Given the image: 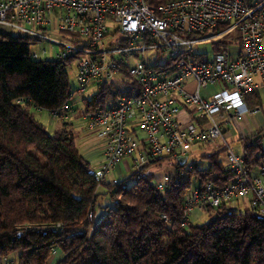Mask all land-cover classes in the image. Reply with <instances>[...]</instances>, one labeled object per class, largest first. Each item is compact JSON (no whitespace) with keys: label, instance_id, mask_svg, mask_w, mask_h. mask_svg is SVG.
I'll return each instance as SVG.
<instances>
[{"label":"built area","instance_id":"2783aa9c","mask_svg":"<svg viewBox=\"0 0 264 264\" xmlns=\"http://www.w3.org/2000/svg\"><path fill=\"white\" fill-rule=\"evenodd\" d=\"M0 26L35 44L59 47L54 61L76 60L75 91L83 92L89 82L124 87L111 108L83 115L86 129L102 144L105 160L95 171L99 184L126 159L136 170L165 157L186 158V166L193 145L223 139L221 119L230 125L233 118L262 112L261 106L249 107L247 97L264 87V0H168L158 7L149 0H0ZM234 31L239 48L230 45L209 58L194 52L198 44L214 45ZM50 34L66 39L55 41ZM148 52L160 56L159 62L150 63ZM30 56L40 60L34 51ZM69 110L64 106L61 112ZM224 144L230 179L223 186L207 182L189 191L183 227L192 210H229L232 202L245 199L264 218V165L253 175ZM170 177L157 189L164 191ZM61 229L60 224L50 227Z\"/></svg>","mask_w":264,"mask_h":264},{"label":"trees","instance_id":"16d2710c","mask_svg":"<svg viewBox=\"0 0 264 264\" xmlns=\"http://www.w3.org/2000/svg\"><path fill=\"white\" fill-rule=\"evenodd\" d=\"M167 1L149 0V5ZM35 43L0 32V264L12 253L18 254L16 264H49L55 250L56 264H264V218L250 208L243 213L209 209L207 223L181 225L191 189L228 183L218 153L206 158L204 169H186L176 161L164 191L147 169L172 157L138 169L129 186L125 181L99 184L75 146L72 126L62 123L49 134L31 112L59 113L74 93L66 73L71 62L32 59ZM239 44L237 36L224 38L212 51L226 53ZM125 92L114 83L98 85L92 99L84 101L83 115L111 108ZM247 105L261 106L257 92L248 95ZM239 141L248 171L264 165L259 137ZM102 185L112 205L95 222L90 204L95 206ZM57 224L61 231H51Z\"/></svg>","mask_w":264,"mask_h":264},{"label":"rangeland","instance_id":"374dc122","mask_svg":"<svg viewBox=\"0 0 264 264\" xmlns=\"http://www.w3.org/2000/svg\"><path fill=\"white\" fill-rule=\"evenodd\" d=\"M251 3L260 2L261 0H248ZM110 31L113 32L114 25H108ZM0 32L11 35V36H18L21 35L16 30H10L6 27L0 26ZM236 36V32H232L228 36H224V38H232ZM51 39L55 41H59L61 39H66V36L62 37L57 34H50ZM214 41H208L205 43H200L194 47V52L200 55H204L207 58L213 55L212 51V43ZM44 47L45 53H40V49ZM59 47L54 46L47 42H40L38 44H34L32 46V51L38 54L39 59L43 61H52L54 60V53L58 52ZM155 52H148L146 53V58H148L149 62L151 63H158L160 56L155 57ZM152 58V59H150ZM157 60H156V59ZM66 73L69 79V84L71 90L74 91L70 101H69V108L70 110L67 112H59L57 115H52L47 110H36L31 108V112L34 114L35 118L39 123H41L47 133L53 134L58 128H60L62 123H69L72 127V131L75 137V146L78 150H81L82 147L91 148L93 151H98L97 146L100 143V139L91 131L86 129L85 121L82 117L85 111V104L84 101H89L92 99L97 93V86L89 82L83 92L75 91L77 89V61H72L66 69ZM242 125H245L246 132L252 134L256 137L261 139V147L264 148V125H261L259 128H255L252 122L250 121L249 117H243L238 119V126L234 125L233 123L231 126H226V129L231 131L233 134L240 136L242 134ZM144 138L143 135H140V139ZM254 140V139H253ZM230 147V150L234 152V154L239 155L241 154V145L239 139L235 137L233 140L228 141L227 143ZM92 151V152H93ZM218 153L219 161L222 166L227 169L228 161H227V150L225 148V144L222 140L218 142H212L208 144H195L191 147L186 169L188 167L195 165L201 169L207 168L209 165V161L206 159L207 157ZM94 154V153H92ZM91 160V161H90ZM99 160L101 163H99ZM105 160L102 155L95 160L88 159L90 168L93 172L99 170V167ZM126 162L129 164V169L123 166V163L120 164L119 168L110 170V172L106 175L105 180L102 182L103 184L115 185L121 181H125L126 185L129 186L134 182V175L137 172L136 168H134L132 161L126 159ZM177 162L173 159H165L157 166H151L147 169V173L153 175L152 183L157 185L162 182L164 177L172 174L174 171V166ZM97 199L94 210L92 215H103L104 208L107 206H111L112 202L110 196L106 194L105 186H99L97 188ZM239 206H237L236 202H232L230 205V210L245 212L247 209L248 200H241ZM244 202V204H243ZM209 214L206 211H198L192 210L187 216V224L186 228L189 226H197L207 223L210 218ZM18 254L12 253L8 258L7 261L9 263L16 264ZM54 260V261H53ZM51 259L49 264H56L55 259Z\"/></svg>","mask_w":264,"mask_h":264},{"label":"crops","instance_id":"0c3cea01","mask_svg":"<svg viewBox=\"0 0 264 264\" xmlns=\"http://www.w3.org/2000/svg\"><path fill=\"white\" fill-rule=\"evenodd\" d=\"M217 89L214 87V88H210V90L208 92H213V91H216ZM255 92H257L258 96H259V99L261 101V108H262V112L259 114V115H256V116H246V117H249L250 121L252 122V124L254 125L255 128H259L261 125H264V87H261L260 89L256 90ZM231 116H234V115H231ZM230 116V117H231ZM83 117V115H82ZM245 116H242L241 118H243ZM240 118V119H241ZM234 120L232 121V123L236 126H238V119L236 118H233ZM223 120L221 119L220 120V123L222 125V133L224 135L223 139H218L216 140V142L222 140L223 142L225 141V143L227 144L228 141L230 140H233L235 137H237V139H252L254 137V135L252 134H249L246 132V128H245V125H242V134H240V136H237L236 134H233L231 131L227 130L226 129V126H231L230 125H224L222 124ZM215 142V141H214ZM228 145V144H227ZM241 145V143H240ZM229 147V145H228ZM97 149L98 151H93L91 150V148H86V147H82L81 150H79L81 156L88 162V159H92V160H95L97 159L98 157H100V155H102V157L104 158L103 156V151H102V144H101V141L100 143L98 144L97 146ZM230 149V147H229ZM93 151V152H92ZM232 151V150H231ZM233 152V151H232ZM94 153V154H92ZM234 153V152H233ZM239 156V155H237ZM242 156V146H241V154L239 157ZM91 161V160H90ZM102 161V160H101ZM101 161L99 160V163H101ZM104 161V160H103ZM89 163V162H88ZM123 166L124 167H129V164L126 162V160H124L123 162ZM258 170H259V167L256 168L252 174L253 175H257L258 174ZM241 200L236 202L237 206L240 205ZM244 204V202H243ZM247 208H249V205L247 204ZM94 209V208H93ZM230 210V209H229ZM102 215H94L93 218H94V221H99L101 219ZM59 258V252L58 251H53V257H52V260L55 259L56 261L58 260ZM54 261V260H53ZM2 264H12V263H9L7 260L4 261Z\"/></svg>","mask_w":264,"mask_h":264},{"label":"water","instance_id":"95a60500","mask_svg":"<svg viewBox=\"0 0 264 264\" xmlns=\"http://www.w3.org/2000/svg\"><path fill=\"white\" fill-rule=\"evenodd\" d=\"M185 160H186V158H181V159L179 160V163L182 165V164L184 163Z\"/></svg>","mask_w":264,"mask_h":264}]
</instances>
